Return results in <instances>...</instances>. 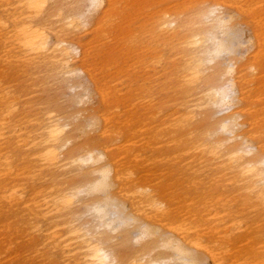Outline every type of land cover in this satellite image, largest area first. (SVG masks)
I'll use <instances>...</instances> for the list:
<instances>
[{
  "label": "rangeland",
  "instance_id": "1",
  "mask_svg": "<svg viewBox=\"0 0 264 264\" xmlns=\"http://www.w3.org/2000/svg\"><path fill=\"white\" fill-rule=\"evenodd\" d=\"M201 1H207L206 5L212 0H114L110 11L91 15L86 28L67 35L79 37L86 45V67L95 79L102 84L109 83L107 86L111 95L104 101L94 97L83 106L71 103L72 92L67 84H76V92L82 93L81 86L86 84L84 75L74 77L68 83L57 76L44 75V72L38 74L32 69L25 73L19 68L10 71L0 66V85L9 88L17 98L18 114L32 116L31 120L51 110L62 121L71 123L68 130H75L69 133L70 152L76 153L88 146L105 150L121 176L115 192L128 207L133 206L140 215L151 217L165 225L164 228L187 229L191 237L198 238L209 248L218 260L217 264H264V203L242 193L243 190L237 191L234 186H228V180L233 176L227 171H220L225 161L213 159L198 147L207 145L212 149L214 140L225 138V134L219 132L216 121L226 113H217L214 108L202 105L201 115L177 133L173 132L170 121L174 116L166 120L185 101L201 97L199 92L203 83L199 89L182 86L180 79L185 68V49L172 44L161 45L154 21L159 11L166 8L170 10L167 12L185 21L189 18L190 7ZM11 3L7 11L17 7L15 0ZM85 5L84 0H49L47 9L56 14L60 8L59 13L63 16L66 12H69L68 15L75 13V7L77 11H83ZM261 10L264 11V7ZM224 11L231 13L233 9L224 8ZM0 17H3L1 8ZM50 20L51 23L58 22L56 17ZM234 22L243 31V41L252 36L254 28L263 43L255 63L258 70L256 74L247 73L243 86L245 99L239 107L244 111L242 132L251 138L249 142L264 152V27H256L246 14L235 16ZM56 23L51 26L59 29L64 22ZM7 31L0 27V35ZM179 37H184V33ZM246 52L244 44L231 57L243 56V63L253 54V48ZM217 61L221 62L223 58ZM164 64L168 67V76L162 75L159 81L149 85L142 80L146 75L153 76V72L159 71ZM220 71L222 64H219L218 70L206 75L204 83L219 84ZM151 100L153 107L148 106ZM78 109H85L87 113L74 120ZM92 109L100 118L106 117L109 135L101 137V130L81 135L76 129L79 125L81 128L82 119L89 116ZM162 116H165V121H161ZM235 143H227L225 147H232ZM10 149L11 152L5 156L13 155L14 169L19 176L9 187L15 185L19 191L26 193L32 188H46L48 182L38 185L44 172L39 168L35 174L29 172L27 166L31 161L27 152L13 147ZM84 178L73 172L56 173L53 175L56 180L54 187L77 188L86 183L87 178ZM2 182L8 184L9 180ZM9 187L4 196L10 194ZM146 190L169 203L172 209L169 217L160 218L158 211L143 203ZM7 201L0 199V264H62L58 254L50 253L51 245H47L45 238L35 232L25 205H13ZM71 211V221L75 224L86 221L87 227L94 229L95 221L83 214L79 203L74 204ZM66 218H40L38 223L44 230L53 224V232L59 234L69 226ZM134 231L129 227L113 232V240L105 241V245L112 246L124 261L143 253L170 258L168 250L160 247L158 238L135 242Z\"/></svg>",
  "mask_w": 264,
  "mask_h": 264
},
{
  "label": "bare ground",
  "instance_id": "2",
  "mask_svg": "<svg viewBox=\"0 0 264 264\" xmlns=\"http://www.w3.org/2000/svg\"><path fill=\"white\" fill-rule=\"evenodd\" d=\"M48 2L49 0H15L17 7L13 5L14 9L11 7L13 10L7 11L12 6L11 0H0L3 14L0 17V27L5 31L9 29L0 35V38L3 37L2 42L0 41V66L10 71L19 68L25 73L32 69L38 74L44 72V75L54 78L57 76L67 82L84 75L86 80L81 79L86 84L81 86L82 93L76 92V84L65 82L70 93L72 92L71 103L83 106L94 97L104 101L111 95L107 86L109 83L102 84L95 79L86 67V45L81 43L79 37L67 35L86 28L91 15L110 11L114 0H84L86 5L83 11H77L75 7V13L68 15L69 12H66L63 16L59 13L60 8L58 13H50L51 9H47ZM205 3L207 1L197 2L190 7L189 18L185 21L167 12L170 11L168 8L160 10L156 15L155 30L161 45L172 44L185 49V68L180 79L182 86L199 89L203 83L199 92L202 93L201 97L185 101L166 120L174 116L170 121L173 132L177 133L201 115L202 105L214 108L217 113L225 112L226 115L216 121L219 132L225 134V138L214 140L212 149L207 148V145L198 147L213 159L225 161L220 171L232 174L233 178L228 180V186H234L237 191L243 190L242 193L254 196L264 203V152L249 142L250 137L242 132L245 125L242 121L244 111L239 107L245 99L243 86L247 73L256 74L258 70L255 63L263 43L261 35L254 28L252 36L243 41V31L234 22L235 16L246 14L256 27H264V11L261 10L264 1L212 0L210 4ZM75 4L76 2L74 6ZM224 8H232L233 11L228 13ZM52 17H56L58 22H64L59 29L51 26L56 23L54 20L51 23ZM195 25L197 26L194 27ZM183 33L184 37L180 38L179 35ZM244 44L247 52L253 48V54L250 53L249 58L241 63L243 56H231ZM218 58H223V61H217ZM219 64H222L219 84L204 83L206 75L218 70ZM167 70L168 67L164 64L159 71L153 72V76L146 75L142 80L148 85L153 84L160 80V76H168ZM152 103L151 100L148 106L153 107ZM18 110L17 98L9 88L0 85V199H8L7 202L13 205H25L32 217L35 232L45 238L47 245H51L50 253L58 254L62 264H217L218 260L209 248L198 238L191 237L187 229L171 226L164 228L165 225L151 217L140 215L133 206L128 207L122 202L115 192L121 176L105 150L88 146L80 148L76 153L70 152L72 148L69 149V133L75 130H68L71 123L62 121L51 110H46L40 118L33 117L31 120L32 116H22L18 114ZM84 113L87 110L78 109L73 119L77 120ZM160 119L165 121V116ZM82 120L84 122L81 128L80 125L76 128L81 135L97 130H101V137L108 134L106 117L100 118L94 109ZM227 143L235 144L227 148ZM10 147L27 152L31 161L27 166L29 172L35 174L38 168L44 172L38 185L48 182L46 188H32L26 193L19 191L15 185L9 187L19 176L17 169H14L13 155L5 156L11 152ZM254 153L257 154L250 157ZM61 172L76 173L79 177L87 178V181L77 188H55L56 180L53 175ZM5 179L9 180L8 184L2 182ZM8 187L10 194L4 196ZM143 199V203L158 211L160 218L164 219L172 214L169 203L150 191H145ZM76 203L82 206L84 215L91 216L95 221L93 230L87 227L86 221L75 224L70 220L73 212L71 207ZM65 216V222L69 226L59 234L53 232V224L44 230L38 223L40 218L55 219ZM129 227L135 230V242L150 237L158 238L160 247L168 250L170 258L143 253L132 260H122L112 246L105 245V241L111 242L113 232ZM106 234L108 237L104 238Z\"/></svg>",
  "mask_w": 264,
  "mask_h": 264
}]
</instances>
